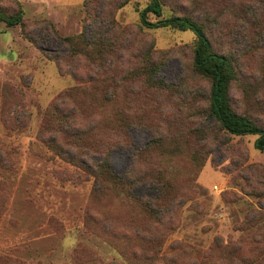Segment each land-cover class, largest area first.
<instances>
[{
	"label": "rangeland",
	"instance_id": "obj_1",
	"mask_svg": "<svg viewBox=\"0 0 264 264\" xmlns=\"http://www.w3.org/2000/svg\"><path fill=\"white\" fill-rule=\"evenodd\" d=\"M162 1L164 18L199 21L213 49L235 59L233 108L264 126V0ZM148 5L0 0V13H24L14 27L0 19V264H193L241 240L264 246V152L255 136L205 147L179 141L177 153L169 141L155 143L180 127L210 123L200 114L211 84L194 71L193 32L141 26ZM147 53L170 87L130 78ZM74 87L88 96H63ZM61 96L80 109L76 124L90 133L88 162L107 151L116 175L138 180L137 198L151 203L152 182L161 179L179 193L174 205L158 201L161 210L149 214L132 209L55 158L40 131Z\"/></svg>",
	"mask_w": 264,
	"mask_h": 264
},
{
	"label": "trees",
	"instance_id": "obj_2",
	"mask_svg": "<svg viewBox=\"0 0 264 264\" xmlns=\"http://www.w3.org/2000/svg\"><path fill=\"white\" fill-rule=\"evenodd\" d=\"M163 4L162 0H149V5L140 13L141 26L147 29L170 28L194 33L196 36L194 71L211 84L206 109L204 113L200 112V116L210 123L200 128L180 127L168 136L159 137L155 143L163 145L165 141H169L173 147L172 152L177 153L180 151L179 141L190 145L196 142L205 147L209 140L220 143L222 139L227 141L231 137L255 136L254 147L264 152V126L259 125L248 115L236 113L231 103V90L239 81V70L235 59L213 49L207 29L199 21L180 15L164 18ZM149 14L154 15L158 20L149 21ZM0 19L8 26L14 27L23 23L24 13L22 10L11 16L0 13ZM67 40L72 41V38ZM96 40H99L98 37ZM97 46L98 42H96ZM153 56L154 54L147 53L144 63L134 74H130V78L137 77L150 89L163 90L170 86L157 78V73L162 66L154 60ZM77 93L87 95L84 89L74 87L63 96L75 100ZM59 99L62 101L61 104L52 105L44 115L40 131L43 144L55 158L68 162L89 174L94 179L95 185L101 187L98 190L103 189V194L111 190L121 196L120 198H126L132 209L138 208L145 214H149L156 207L161 210L158 201H163L166 206L174 205L179 198V193L174 192L170 183L161 179L152 182L151 186L156 189V197L151 203L137 198L134 192L138 188V180L116 175L111 168L107 151H103L99 161L93 164L88 162L86 158L92 160L88 151L93 142L88 136L90 134L88 130L85 131L76 124L75 119L80 109L69 108L62 96ZM76 150H84L85 153L78 155ZM244 242L241 240L235 245L217 247L215 252L210 249L204 253L201 262L197 260V263L193 264H264V246L253 249V247L245 246Z\"/></svg>",
	"mask_w": 264,
	"mask_h": 264
}]
</instances>
